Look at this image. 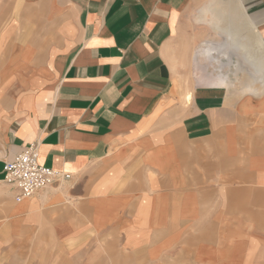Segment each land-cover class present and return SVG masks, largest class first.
Wrapping results in <instances>:
<instances>
[{
    "label": "crops",
    "instance_id": "crops-1",
    "mask_svg": "<svg viewBox=\"0 0 264 264\" xmlns=\"http://www.w3.org/2000/svg\"><path fill=\"white\" fill-rule=\"evenodd\" d=\"M22 1L0 17L1 257L264 264V54L201 49L197 0ZM240 1L264 44V0ZM31 144L72 179L17 202L4 167Z\"/></svg>",
    "mask_w": 264,
    "mask_h": 264
},
{
    "label": "rangeland",
    "instance_id": "rangeland-1",
    "mask_svg": "<svg viewBox=\"0 0 264 264\" xmlns=\"http://www.w3.org/2000/svg\"><path fill=\"white\" fill-rule=\"evenodd\" d=\"M229 1L230 0H197L187 19L189 35L203 41L199 44L203 50H208L210 47H219V49H222V45H224L225 48H228L231 47L230 40H228L230 38L221 31L222 29L228 28L227 30L233 34L230 37L236 36V42L239 43L240 46L248 47V50H246L248 55L252 54L255 50L259 51L256 42L257 40L255 39L254 26L251 27L250 25H247L246 27L238 28L235 25H231L232 19L234 20L235 15L227 8ZM23 12L22 0H0V17L3 22L7 23L10 20L21 18ZM26 15H28V11L25 12L24 18H26ZM240 41H242V43ZM232 50L237 49L234 48ZM242 52L244 53L245 51L241 50V54ZM249 62L253 64V60ZM249 62H246L247 65L250 64ZM30 241L31 244H26L30 245L29 247H26L19 252H15L16 256L7 255L6 257H1L5 252H1L0 244V264H67L64 260L66 257L58 246L56 247V245H54V251L51 252L45 250V240L40 241V243L38 241ZM33 245L36 246L37 250L31 249Z\"/></svg>",
    "mask_w": 264,
    "mask_h": 264
},
{
    "label": "built area",
    "instance_id": "built-area-1",
    "mask_svg": "<svg viewBox=\"0 0 264 264\" xmlns=\"http://www.w3.org/2000/svg\"><path fill=\"white\" fill-rule=\"evenodd\" d=\"M72 176L43 166L39 161L38 146L31 144L4 167V181L17 191L15 200L22 202L55 186L62 187Z\"/></svg>",
    "mask_w": 264,
    "mask_h": 264
},
{
    "label": "bare ground",
    "instance_id": "bare-ground-1",
    "mask_svg": "<svg viewBox=\"0 0 264 264\" xmlns=\"http://www.w3.org/2000/svg\"><path fill=\"white\" fill-rule=\"evenodd\" d=\"M223 6V5H222ZM227 8L231 11V13L232 14H234L235 15V18H234V20L232 19V22H231V25L233 26V25H235L236 27H238V28H240V27H246L247 25H250L251 27L252 26H254L255 27V39L257 40L256 42H257V47H258V50L259 51H261V53L262 54H264V44H263V41H262V35H261V33H260V31H259V29H258V27H257V25H256V22H255V20H254V18L252 17V15H250L249 13H247V11H246V7H244L243 6V4L241 3V1L240 0H230L229 2H228V6H227ZM221 10V9H220ZM223 10V9H222ZM224 12V11H223ZM220 13H221V11H220ZM231 14V15H232ZM223 15H224V13H223ZM228 15V14H227ZM228 17V16H227ZM221 19V18H220ZM225 20H227L226 18H224ZM224 20V21H225ZM229 21V20H228ZM252 21V22H251ZM226 22V21H225ZM230 23V22H229ZM248 23H250V24H248ZM254 24V25H253ZM225 25V24H224ZM250 27V28H251ZM253 27V28H254ZM228 28H225V29H222L221 31H223L224 33H225V35L226 36H228L230 39H228V40H230V46L231 47H228V49H234V48H236L237 50H239V51H241V50H244L245 51V53H246V55H248L247 54V51L246 50H248L247 48L248 47H246V46H240L239 45V43H237L236 41H237V38H236V36H233V37H230V36H232L233 34L229 31V30H227ZM254 36V35H253ZM233 38V39H232ZM239 41V40H238ZM253 41V40H252ZM241 43H242V41H240ZM254 42H255V40H254ZM253 42V43H254ZM254 46H256V45H254ZM256 47V48H257ZM241 49V50H240ZM255 51H257V50H255ZM257 57V56H256ZM259 57V56H258ZM261 57V56H260ZM246 58H249V56H247ZM256 59V58H255ZM253 59H251V61H252ZM257 63V62H256ZM263 64V63H262ZM257 65H259L258 63H257ZM254 66V65H253ZM256 66V65H255ZM260 66H262V65H260ZM258 67V66H257ZM259 68V67H258ZM261 68V67H260ZM263 68L264 67H262V70H263ZM259 72H260V70H259ZM187 99L188 100H190V95H187ZM186 100V99H185Z\"/></svg>",
    "mask_w": 264,
    "mask_h": 264
}]
</instances>
